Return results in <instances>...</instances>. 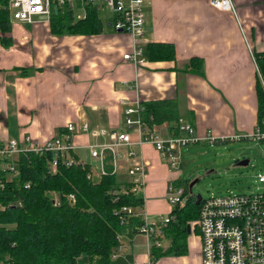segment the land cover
I'll use <instances>...</instances> for the list:
<instances>
[{
	"label": "crops",
	"instance_id": "obj_1",
	"mask_svg": "<svg viewBox=\"0 0 264 264\" xmlns=\"http://www.w3.org/2000/svg\"><path fill=\"white\" fill-rule=\"evenodd\" d=\"M232 3L235 11L226 12L212 7L209 0H146L145 34L137 42L114 31L111 19L107 24L102 19L101 34L87 36L54 35L50 20L44 18L29 25L11 23L6 34L11 41L0 42V138L21 142L30 136L44 141L62 134L65 124L82 122L126 132L132 143L122 151L135 150L138 156L121 159L117 176L128 182V169L145 162L142 210L151 222L166 217L172 211L168 185L184 178L182 166L172 169L152 145L141 144L138 129L125 125V110L142 102L168 100L176 102L179 120L194 126L200 140L193 145L208 142V135L215 137L216 144L254 140L250 136L258 123L255 88L260 75L255 55L264 52V0ZM159 42L174 44V61L148 59L146 46ZM136 47L146 59L140 66L124 60ZM193 58L202 60V74L188 67ZM157 125L162 138L176 134L167 121ZM91 140L84 134L74 137V154L97 171L88 155ZM185 148L180 150L181 158ZM195 239L194 264H200ZM123 248L122 243L119 252ZM179 258L182 264H191L186 255ZM149 261L148 250L132 260L124 252L111 264Z\"/></svg>",
	"mask_w": 264,
	"mask_h": 264
},
{
	"label": "trees",
	"instance_id": "obj_2",
	"mask_svg": "<svg viewBox=\"0 0 264 264\" xmlns=\"http://www.w3.org/2000/svg\"><path fill=\"white\" fill-rule=\"evenodd\" d=\"M2 1V0H0ZM85 19H77L72 10L53 7L50 28L54 35H98L104 29L96 7H86ZM8 12L0 8V42L10 40ZM11 41V40H10ZM145 53L151 61H174L172 43H149ZM259 76L257 92V128L264 132V52L255 55ZM188 67L202 74V60L193 58ZM27 72V70H22ZM31 73V72H30ZM144 123L153 126L169 122L171 132L176 131L180 118L176 102L147 101L139 105ZM256 131V130H255ZM75 156V154H74ZM78 156H76L77 159ZM20 176L0 191V200L22 203L0 211V257L5 264H111L120 251L123 234H138L142 219L131 216L121 224L120 210L131 207L142 212L144 198L131 190V184L108 172L99 181L88 179V164H59L56 173L49 171L46 156L27 153L19 157ZM30 183V188L25 184ZM174 185L184 189L185 202L172 207L168 225L163 229L170 240L167 249L154 246L150 260L153 264L167 256L182 257L188 254L187 227L200 214L197 194L190 191V179L180 177ZM75 199L72 202L69 196ZM54 197L59 200L55 205Z\"/></svg>",
	"mask_w": 264,
	"mask_h": 264
},
{
	"label": "built area",
	"instance_id": "obj_3",
	"mask_svg": "<svg viewBox=\"0 0 264 264\" xmlns=\"http://www.w3.org/2000/svg\"><path fill=\"white\" fill-rule=\"evenodd\" d=\"M209 1L212 7L219 10L235 11L232 0ZM145 2L146 0H2L0 8L8 12L11 23L28 25L43 18L49 21L53 7L57 6L72 10L77 19L86 18L87 6L96 7L98 12L104 8L111 13L110 26L114 31L127 33L137 42L143 39L145 34ZM124 60L136 66L143 65L146 61L139 47L125 54ZM125 111V125L130 129L136 127L141 135V144L152 145L172 169L180 168V150L200 140L192 123L179 120L177 134L162 138L157 124L150 126L142 121L139 106ZM134 115L137 117H133ZM64 128L62 134L44 141L33 140L30 136H25L21 142L3 141L0 138V191H5L7 184L20 176L19 157L22 153L46 156L49 159V171L53 173L57 172L59 164H86L74 156L75 146L72 140L77 135L84 134L92 139L87 145L88 155L97 165V171L91 166L89 169L88 179L92 181H99L108 172L118 174L121 170V159H135L138 156L135 150L126 153L122 151V148L132 143L130 135L126 132H109L87 122L67 123ZM250 137L262 141L264 132L260 133L259 129H256ZM206 140L216 144L215 137L211 135H208ZM147 172L145 162H135L128 169V183L131 184L132 192L142 193ZM257 178L264 185V175L260 174ZM25 187L30 188V183L25 184ZM166 196L171 207L185 202L184 189L177 188L173 182L168 185ZM69 199L75 201L72 195ZM54 200L55 205H58L59 200L56 197ZM8 206H22V203L5 204L0 200V211H4ZM119 212L121 224L131 216H139L142 219L138 233L148 239L149 252L153 245L161 247V241L165 239L163 229L168 225L169 215L151 222L143 210L136 214L131 207L123 206ZM189 226L190 235L199 240L200 264H264V193H229L222 196L213 194L207 199L202 198L199 217ZM0 264H5L1 257ZM144 264L152 263L149 261Z\"/></svg>",
	"mask_w": 264,
	"mask_h": 264
},
{
	"label": "rangeland",
	"instance_id": "obj_4",
	"mask_svg": "<svg viewBox=\"0 0 264 264\" xmlns=\"http://www.w3.org/2000/svg\"><path fill=\"white\" fill-rule=\"evenodd\" d=\"M99 12L107 24L111 19V13L104 8H101ZM182 152V175L184 179H190L192 183L198 180L194 183L192 192L201 195L203 199L213 194L222 196L229 193H264V185L257 178L260 174L264 175V140H234L220 144H211L208 141L197 145L192 144ZM80 156L88 160L86 154ZM244 161H247L248 165H245ZM120 241L124 244V248L116 256L127 252L128 259L132 260L134 256L148 252V239L141 233L132 237L123 235ZM196 243V239L190 235V248L186 256L191 264H194ZM169 245V239L161 241L162 248L167 249ZM182 261L179 257L167 256L154 264H182Z\"/></svg>",
	"mask_w": 264,
	"mask_h": 264
},
{
	"label": "water",
	"instance_id": "obj_5",
	"mask_svg": "<svg viewBox=\"0 0 264 264\" xmlns=\"http://www.w3.org/2000/svg\"><path fill=\"white\" fill-rule=\"evenodd\" d=\"M243 163H244L245 165H248V162H247V161H244ZM243 163H241V164H243ZM197 181H198V180H195V182H193V183L190 184V187H189L190 191H192L193 185H194V183H196ZM201 200H202V196H201V195H197V201H196V203H197V204H200ZM187 233H188V235L191 234V227H190L189 225H188V227H187Z\"/></svg>",
	"mask_w": 264,
	"mask_h": 264
}]
</instances>
